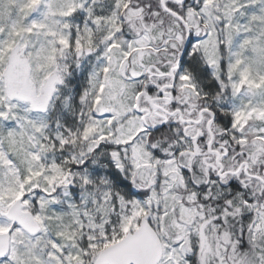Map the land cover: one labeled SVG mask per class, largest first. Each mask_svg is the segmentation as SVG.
<instances>
[{
    "label": "snow or ice",
    "instance_id": "obj_1",
    "mask_svg": "<svg viewBox=\"0 0 264 264\" xmlns=\"http://www.w3.org/2000/svg\"><path fill=\"white\" fill-rule=\"evenodd\" d=\"M0 264H264V0H0Z\"/></svg>",
    "mask_w": 264,
    "mask_h": 264
}]
</instances>
